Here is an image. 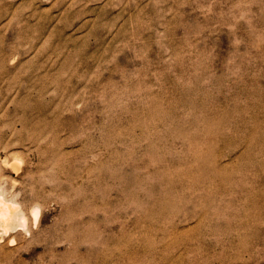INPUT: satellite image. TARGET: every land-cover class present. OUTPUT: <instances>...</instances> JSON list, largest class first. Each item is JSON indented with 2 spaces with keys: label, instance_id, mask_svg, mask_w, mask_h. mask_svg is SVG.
Listing matches in <instances>:
<instances>
[{
  "label": "rangeland",
  "instance_id": "obj_1",
  "mask_svg": "<svg viewBox=\"0 0 264 264\" xmlns=\"http://www.w3.org/2000/svg\"><path fill=\"white\" fill-rule=\"evenodd\" d=\"M0 201V264H264V0H0Z\"/></svg>",
  "mask_w": 264,
  "mask_h": 264
},
{
  "label": "bare ground",
  "instance_id": "obj_2",
  "mask_svg": "<svg viewBox=\"0 0 264 264\" xmlns=\"http://www.w3.org/2000/svg\"><path fill=\"white\" fill-rule=\"evenodd\" d=\"M36 209H37V207H36ZM12 213V209H11V207L10 206H7V205H5V204H3V203H1V201H0V218L2 219V218H6V217H8L10 214ZM14 214L13 215H15L16 213L15 212H13ZM18 213V212H17ZM36 216H37V211L36 210H34L33 211V217H35L36 218ZM12 220V219H11ZM36 220V219H35ZM34 220V221H35ZM24 225V222H23V224H22V226Z\"/></svg>",
  "mask_w": 264,
  "mask_h": 264
}]
</instances>
